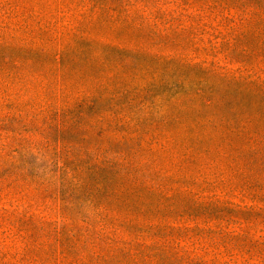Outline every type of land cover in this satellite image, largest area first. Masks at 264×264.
<instances>
[{
  "label": "rangeland",
  "instance_id": "obj_1",
  "mask_svg": "<svg viewBox=\"0 0 264 264\" xmlns=\"http://www.w3.org/2000/svg\"><path fill=\"white\" fill-rule=\"evenodd\" d=\"M62 1L0 0V40L14 44L1 52L0 62L11 59L21 65L26 82L16 95L6 97L4 87L0 91V253H9V264H26L18 236L30 234L31 217L55 225L63 223L62 214L79 224L80 233L94 218L85 196L79 205H71L66 193L58 201L44 188L31 198L26 187L30 170L36 174L49 167V160L55 162L57 155L72 152L86 154L85 158L112 159L121 154L128 158L123 176L130 187L138 186L141 202L134 204L136 197L130 198L132 214L143 210L149 218H161L170 215L173 205L190 208L218 200L228 204L226 214L237 218L241 231L255 238L262 236L264 139L250 144L237 134L221 138L211 127L194 130L193 114L181 116L177 124L163 125L157 110L149 107L150 95L138 97L145 75L121 67L119 56L96 44L144 45L151 37L149 29L139 22L112 26L91 16L84 18L73 13L80 9L78 2L64 0L65 7ZM138 7L143 5H135ZM152 25L160 35L178 33L171 40L176 42L173 47L181 60L204 62L222 76L249 80L254 74L264 81V53L257 50L264 40L255 36V28L242 38L230 15L187 1L179 7L169 3L161 7ZM82 39L95 44L80 45ZM160 46L152 52L163 50ZM64 48L60 62L59 52ZM138 64L149 70L157 68L152 59L141 58ZM30 75L34 76L33 98ZM128 104L127 120L113 117L115 105ZM260 107L264 110V105ZM98 116L105 119L97 121ZM256 130L264 133V124L259 122ZM30 146L35 147L34 153ZM85 163L83 166L88 165ZM173 192L177 196L168 200ZM254 227L257 230L252 232ZM231 231L241 235L237 228ZM12 238L16 246L3 249L12 245ZM53 249H48L50 258L45 264H71L57 260ZM82 264L101 263L87 260Z\"/></svg>",
  "mask_w": 264,
  "mask_h": 264
},
{
  "label": "trees",
  "instance_id": "obj_2",
  "mask_svg": "<svg viewBox=\"0 0 264 264\" xmlns=\"http://www.w3.org/2000/svg\"><path fill=\"white\" fill-rule=\"evenodd\" d=\"M186 1L191 6L198 5L230 15L238 24L242 38L250 28H255V36L264 40V0H71L78 2L80 7L73 13L84 18L91 16L112 26H132L139 22L149 29L151 37L144 45L125 48L96 44L102 50H110L119 56L121 67L145 75L140 86L143 88L137 90L138 97L143 99L142 93L150 95L149 107L157 110L163 125L177 124L181 116L193 114L191 127L194 130L211 127L221 138L226 134H237L247 143H258L257 140L264 139V133L256 130L259 122L264 124V110L260 107L264 105V81L254 74H250L249 80L222 76L204 62L191 64L183 61L174 50L176 42L171 40L178 33H156L152 22L161 7L169 3L179 7ZM62 2L67 7L64 0ZM137 4L143 7L135 8ZM84 40L79 44L90 46L94 43ZM159 45L164 49L152 52L153 47ZM11 46L14 44L0 40V58L1 52ZM260 49L264 53V41L257 48ZM22 51L26 52L25 49ZM165 51L169 53L165 54ZM65 53L66 48L59 52L60 62ZM141 58L154 60L157 68L149 70L138 66ZM55 59L58 58L55 56ZM0 74V91L4 87L6 97L12 93L16 95L21 91L20 86L26 85L21 65L11 59L2 58ZM34 76L30 75V98H33L31 84ZM88 98L91 100L92 97ZM130 104L115 105L111 110L113 117L127 120L124 115ZM103 119L105 116H98L97 121ZM34 149L30 146V153H34ZM83 155L86 154L72 152L64 157L59 154L55 162L49 160L48 168L36 174L30 170L26 177L31 198L33 193L38 196L44 192V188L53 192L58 201L65 193L71 196V205H79L85 196V202L94 214L81 233L79 224L62 214L63 223L55 225L31 217L30 234L18 236L23 244L21 252L26 264H45L50 258L48 249L52 247L57 260L71 264H82L87 260L101 264H264V232L255 238L241 231L242 225L237 218H229L226 214L228 204L209 200L190 205V208L173 205L169 208L172 211L170 215L161 218H149L143 210L132 214L130 198L136 197L134 204L141 202L137 197L138 186L130 187L123 176L129 164L128 158L122 154L112 159L85 158ZM84 163L88 165L83 166ZM40 173L42 176L38 175ZM177 194L173 192L168 200H174ZM234 228L239 229L241 235L231 231ZM256 230L254 227L251 231ZM49 242H52L51 246ZM11 243L3 249L14 248L17 244L15 238ZM7 256L9 253H0V264H9Z\"/></svg>",
  "mask_w": 264,
  "mask_h": 264
}]
</instances>
